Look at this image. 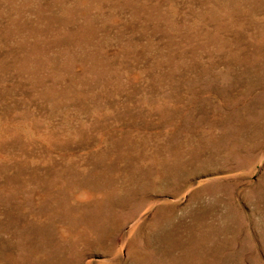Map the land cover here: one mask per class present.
<instances>
[{
  "label": "rangeland",
  "instance_id": "1",
  "mask_svg": "<svg viewBox=\"0 0 264 264\" xmlns=\"http://www.w3.org/2000/svg\"><path fill=\"white\" fill-rule=\"evenodd\" d=\"M0 264H264V0H0Z\"/></svg>",
  "mask_w": 264,
  "mask_h": 264
}]
</instances>
